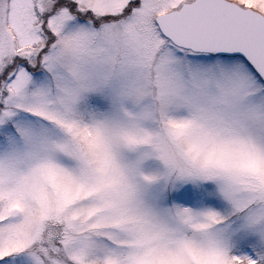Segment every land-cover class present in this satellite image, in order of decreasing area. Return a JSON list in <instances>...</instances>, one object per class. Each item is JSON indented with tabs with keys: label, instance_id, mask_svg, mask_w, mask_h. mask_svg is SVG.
<instances>
[{
	"label": "snow or ice",
	"instance_id": "1",
	"mask_svg": "<svg viewBox=\"0 0 264 264\" xmlns=\"http://www.w3.org/2000/svg\"><path fill=\"white\" fill-rule=\"evenodd\" d=\"M0 264H264V0H0Z\"/></svg>",
	"mask_w": 264,
	"mask_h": 264
}]
</instances>
